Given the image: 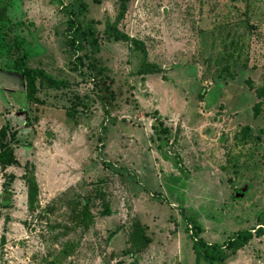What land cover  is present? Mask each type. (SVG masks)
I'll return each instance as SVG.
<instances>
[{
  "label": "rangeland",
  "instance_id": "rangeland-1",
  "mask_svg": "<svg viewBox=\"0 0 264 264\" xmlns=\"http://www.w3.org/2000/svg\"><path fill=\"white\" fill-rule=\"evenodd\" d=\"M119 6L11 1L8 33L28 65L70 84L38 79L29 98L7 66L20 49L0 60V129L16 133L6 140L19 160L0 167V264H52L63 250L59 264H195L191 219L212 243L253 231L215 264H264V0H128L119 27L158 71L141 73L143 52L106 37L75 69L69 11L102 30ZM95 63L114 91L108 112ZM26 175L38 183L32 203Z\"/></svg>",
  "mask_w": 264,
  "mask_h": 264
},
{
  "label": "trees",
  "instance_id": "trees-1",
  "mask_svg": "<svg viewBox=\"0 0 264 264\" xmlns=\"http://www.w3.org/2000/svg\"><path fill=\"white\" fill-rule=\"evenodd\" d=\"M11 1L14 0H0V60L3 59H12V54L16 49L19 50V57L15 60L13 59L11 63H8V67L15 68L18 70L19 74L24 76L27 82V88L29 92L27 93V97L33 98L38 90V79H42L47 81L51 86L62 88L67 87L70 82L65 79H61L55 77L43 69L33 68L28 65V58L24 52H22V44L23 39L21 37H10L8 33V27L11 22L10 17L7 15V10L11 4ZM78 2V0H77ZM85 3L84 1L79 3V9L81 12L84 11ZM128 9V0H120L119 12L113 22H108L104 25L103 29H98L97 25L100 23L97 20L83 21L80 17L78 9H71L69 11L70 17L68 20L66 34H67V43L75 54L77 61L75 69L78 70L79 65L83 63V55L79 53L84 51L87 48V45L93 47V53L99 49L101 44L102 37L115 39L116 41L122 40L131 42L135 49L141 50L143 52L142 64L140 67V72H156L158 68L155 65L150 64L147 61V50L144 46L143 41L136 39L130 36L128 33L123 31L120 27V21L125 17ZM94 72L93 77L95 80V87H97V91L99 93V98L102 101L105 111L108 112L109 106L108 104L111 102V98L115 97L114 91L111 87V83L103 77V69L95 63V65L91 68ZM82 73V72H81ZM17 74V72H16ZM98 78V79H97ZM258 104L257 106H259ZM156 126V125H155ZM167 132L168 129H165ZM1 134V143H0V167H7L14 164H18L19 160L15 155L14 147L12 143H10V139L6 140V137L14 132L10 133L6 127H2L0 129ZM5 138V141L3 140ZM10 180L14 178V174L10 175ZM26 183L28 185L29 191V201L32 203L37 196L38 193V183L35 177L26 175ZM3 191L1 195V206L9 207L12 205V185L11 181H5L3 184ZM236 197H241L237 196ZM107 212L110 210L107 207ZM85 219L89 217V213L86 210L84 213ZM9 217H6V222H8ZM191 229H192V238H193V249L196 254V263L202 264V262H206L208 264L222 263L225 261L227 257L228 251H236L242 247H244L251 238L253 237V231L250 229H243L235 232L231 237L225 240L223 243H212L207 241L201 233V226L198 222L191 219ZM88 222V220L86 221ZM263 228H258L257 231H262ZM141 237L145 240V236L143 231H141ZM140 244V243H139ZM68 255L66 250H63L62 253L54 256L52 264H59V257ZM125 264V263H119ZM129 264H136L135 262H131Z\"/></svg>",
  "mask_w": 264,
  "mask_h": 264
},
{
  "label": "water",
  "instance_id": "water-1",
  "mask_svg": "<svg viewBox=\"0 0 264 264\" xmlns=\"http://www.w3.org/2000/svg\"><path fill=\"white\" fill-rule=\"evenodd\" d=\"M248 184H246L244 187H242L240 190H238L237 196H242L243 193L247 190Z\"/></svg>",
  "mask_w": 264,
  "mask_h": 264
}]
</instances>
